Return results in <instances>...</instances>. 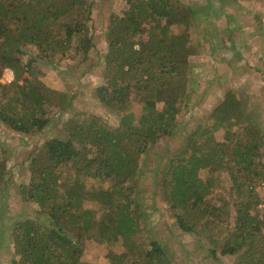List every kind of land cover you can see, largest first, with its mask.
Wrapping results in <instances>:
<instances>
[{
  "label": "trees",
  "instance_id": "obj_1",
  "mask_svg": "<svg viewBox=\"0 0 264 264\" xmlns=\"http://www.w3.org/2000/svg\"><path fill=\"white\" fill-rule=\"evenodd\" d=\"M85 1L0 0V76L5 67L14 74L11 83L0 81V122L32 134L51 122L46 103L59 108V121L65 112L70 114L63 121L66 128L45 139L40 155L30 163L24 198L48 206L47 222L14 223L18 258L12 264H90L80 259L87 239L106 241L113 249L102 264H171L169 252L157 240H134L140 210L134 178L141 171L139 155L172 135L185 107L190 73L187 25L194 13L178 0H124L125 9L110 15L103 55L107 73L94 93L118 117V127L109 128L71 102L75 93H58L44 83L35 68H52L59 59L78 54L88 59L93 46L92 34L87 35L91 5ZM135 100L141 104L138 114ZM245 108L241 97L228 90L184 139V156L174 153L159 170L162 195L177 228L193 235L200 231L205 256L221 264L235 258L244 260L237 264H264V213L258 215L264 197L257 189V182H264V135L251 127ZM221 128L224 136L219 141L214 132ZM7 163L6 156L0 158V182ZM64 165L73 173L60 180ZM200 170H206L204 176ZM223 172L231 181L228 210L207 197L222 189ZM88 177L108 186H88ZM88 202L106 213L96 216L85 206ZM220 230L227 231L221 247L214 236ZM123 244L125 251L114 250V245ZM130 255L134 258L127 260Z\"/></svg>",
  "mask_w": 264,
  "mask_h": 264
},
{
  "label": "rangeland",
  "instance_id": "obj_2",
  "mask_svg": "<svg viewBox=\"0 0 264 264\" xmlns=\"http://www.w3.org/2000/svg\"><path fill=\"white\" fill-rule=\"evenodd\" d=\"M178 1L187 8L190 7L194 13L187 25L190 39L187 54L190 63L188 93L183 112L176 118L172 135L160 138L147 147L146 153L139 155L141 171L134 178L138 184L136 202L140 205L137 217L139 228L134 240L137 243H144L148 239L157 240L169 252L171 264H221L205 256L206 247L202 246L204 241L200 231L199 234L193 235L177 228L175 217L162 195L159 170L164 168L166 161L174 153L183 155L180 149L183 150L184 139L196 125L212 113L228 90H234L241 97L249 116V124L252 128L261 130L264 135V0ZM85 2L91 5L87 35L92 34L93 46L86 55L88 59H82V55L78 54L71 59H59L56 65H53L54 68L40 64L35 68L40 71L37 76L51 88L59 90L58 93H75L71 102L75 103L78 109L88 115L100 117L107 127L114 128L118 127V117L102 105L94 93L107 73V68L106 73L103 72V55L109 41L105 31L110 22V15L125 9V1ZM234 35L242 38L241 43L233 37ZM105 66L107 67V64ZM140 106V102L135 100L134 109L137 114L140 112ZM158 106H162V103ZM45 109L51 122L32 134L15 132L0 122V158L6 156L8 159L5 175L0 182V264H12V260L18 258L12 239L16 221L35 219L42 223L47 222L44 217L45 208L48 209V206L40 207L37 203L26 200L22 189L30 179V163L35 156L40 155L39 146L45 139L61 133L66 128L63 121L70 114L64 111L58 118L61 119L59 121L56 119L60 111L57 106L49 102L45 104ZM214 136L216 140L221 141L224 129L215 130ZM261 155L264 162V149ZM59 172V179L63 180L65 176L72 175L73 168L64 165L60 167ZM200 173L204 176L206 170H200ZM222 175V189L212 191L207 197L213 205L228 210L227 192L231 190V181L227 172ZM86 182L88 186H108L107 182L92 177L86 178ZM258 182V193L264 197V182ZM86 205L93 209L96 216L106 213V210L96 203L88 202ZM263 206L259 205L258 215L264 213ZM231 226L232 220L225 225L228 229ZM199 227L197 225V229ZM226 232L220 230L214 235L219 241V247ZM113 247L118 252L125 251L124 244ZM110 251L114 252L106 241L87 239L83 244L80 259L90 264H102ZM255 256L258 257V253ZM132 258L134 255L128 256L127 260ZM240 262H244L243 258H235L225 264Z\"/></svg>",
  "mask_w": 264,
  "mask_h": 264
},
{
  "label": "built area",
  "instance_id": "obj_3",
  "mask_svg": "<svg viewBox=\"0 0 264 264\" xmlns=\"http://www.w3.org/2000/svg\"><path fill=\"white\" fill-rule=\"evenodd\" d=\"M14 80V74L11 68L5 67L3 68L0 76V81L2 83H11Z\"/></svg>",
  "mask_w": 264,
  "mask_h": 264
},
{
  "label": "crops",
  "instance_id": "obj_4",
  "mask_svg": "<svg viewBox=\"0 0 264 264\" xmlns=\"http://www.w3.org/2000/svg\"><path fill=\"white\" fill-rule=\"evenodd\" d=\"M237 33H239V34H243V32H237ZM235 39H237V41H239L240 43H241V41H242V38L241 37H238V36H236V35H234L233 36ZM223 55H225V53L223 52Z\"/></svg>",
  "mask_w": 264,
  "mask_h": 264
}]
</instances>
